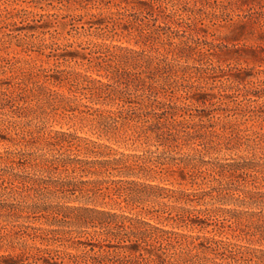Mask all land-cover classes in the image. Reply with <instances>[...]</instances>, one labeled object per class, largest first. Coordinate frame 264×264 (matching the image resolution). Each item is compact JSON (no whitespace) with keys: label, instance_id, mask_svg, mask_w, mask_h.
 Segmentation results:
<instances>
[{"label":"trees","instance_id":"1","mask_svg":"<svg viewBox=\"0 0 264 264\" xmlns=\"http://www.w3.org/2000/svg\"><path fill=\"white\" fill-rule=\"evenodd\" d=\"M54 1L62 2L48 6ZM74 2L97 12L37 13L32 25L17 29L24 31L17 39L21 51L47 50L52 66L0 58V76L11 73L0 78V145L6 146L0 150V249L32 240L44 247L31 249L116 251L111 257L66 252L68 264H264V159L204 158L221 151L219 136L210 124L202 134L188 125L184 101L210 100L182 87L190 76L176 53L154 48L172 43L167 23L177 11L168 0ZM26 14L2 10L0 23L6 28ZM148 18L164 26L150 30ZM91 30L101 41L59 42ZM11 37L0 34V41ZM122 38L139 49L118 43ZM263 96L264 89L255 98ZM55 117L78 128L47 129ZM83 128L96 138L79 134ZM151 137L194 153L153 156L114 147L141 139L148 144ZM205 137L210 147L200 143ZM172 167L180 177L174 184L166 176ZM27 168L31 174L19 172ZM40 218L45 228L32 224Z\"/></svg>","mask_w":264,"mask_h":264},{"label":"rangeland","instance_id":"2","mask_svg":"<svg viewBox=\"0 0 264 264\" xmlns=\"http://www.w3.org/2000/svg\"><path fill=\"white\" fill-rule=\"evenodd\" d=\"M50 1L0 0V11L7 10L15 14L20 10H26L27 13L24 19L13 18L10 21L11 25L6 28H3V23H0V34L11 33L12 36L10 39H4L3 43L0 41V58L4 60L18 58L32 61L37 65L52 66L53 60L46 57L47 50L43 55L35 52L36 48H32L35 51L26 54L21 51L17 39L23 37L24 31L17 29L32 25V20L37 19L35 16L37 13L49 12L76 16L97 12L90 5L86 6V9H81L74 0H62L60 5L54 1V8L48 6L47 3ZM168 1L169 5L177 11L174 22L167 23V26H170L171 35H173L172 43L165 41L164 49L158 44H155L154 48H157L161 54L165 53V48H168L169 51L172 50L173 54L176 53L179 56L176 58L177 63L184 67L186 76H190L182 82V87L193 95L204 93L207 95L206 99L210 100L204 104L184 101L185 105H188V113L191 116L187 118V124L198 129L201 134L204 132L203 127L210 124L214 127L215 134L219 136L217 141L220 143L221 151L205 155L204 158L212 160L216 157L218 160H223L237 156L249 157L254 154L255 157L264 159V96L259 99L255 98L256 95L262 96L264 89V83H262L264 81V0ZM110 9L114 10L115 7L110 5ZM101 10L105 11L103 7ZM150 19L143 20L145 24H148L150 30H154L156 24L164 26V21L161 19L152 26L153 23ZM165 28L163 29L166 31ZM94 34L80 38L63 35L59 42L65 43L66 39L69 42L101 41ZM47 37V35L44 36V39ZM25 39L36 42L38 38L27 37ZM118 43L139 49V46H136L133 40L128 38H122ZM168 58L170 59L171 56ZM0 64L5 65L4 62H0ZM68 65L74 66L73 63ZM10 75L11 73L6 72L0 78ZM82 102L86 101L82 100ZM177 103L182 105L181 102ZM226 110L229 111L226 112ZM207 114L209 115L204 116ZM73 124L74 128H78V124L74 121L55 117L48 120L46 128L57 130L62 127L66 129ZM131 131L132 128L127 130V135L131 134ZM79 134L96 138L95 135L88 132L87 128H83ZM206 139L205 137L204 140L199 141L200 143L205 142L207 144L205 147H210L211 144ZM214 140L216 141L215 138ZM102 141L105 142V140ZM125 143L118 144L119 146L113 145L124 152L145 153L149 150L153 156L173 155L177 157L190 156L194 153L190 148L183 146L176 150L173 145L171 148L167 145L161 146L159 141L153 137L147 142L148 144H145L143 139L133 143L130 140ZM165 143L168 144L167 141ZM4 147L6 146L0 145V150ZM202 147L203 145L196 148L202 151ZM19 172L32 173L28 168L19 170ZM169 173L171 176L165 175L173 184L180 179L176 167H172V172ZM32 222L35 226L46 227L42 218ZM80 239L85 240V237L82 236ZM22 242L23 240H18L15 249H0V255H10L12 259H0V262L4 261L8 264H68L67 258L62 259L66 252L85 254L91 257L105 253L111 257L116 254V251L112 249L101 250L88 247L84 249H31L28 246L43 248L44 245L39 241L27 240L26 247H23ZM79 264L84 263L80 261ZM86 264H90L89 259Z\"/></svg>","mask_w":264,"mask_h":264}]
</instances>
